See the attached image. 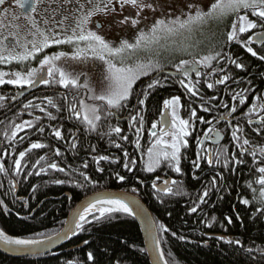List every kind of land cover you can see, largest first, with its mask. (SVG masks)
I'll list each match as a JSON object with an SVG mask.
<instances>
[{"label": "snow or ice", "instance_id": "obj_1", "mask_svg": "<svg viewBox=\"0 0 264 264\" xmlns=\"http://www.w3.org/2000/svg\"><path fill=\"white\" fill-rule=\"evenodd\" d=\"M149 20L151 23H147ZM221 24L224 25L222 45H214L203 55L188 51L190 48L198 47L205 39L209 42L215 41L220 35ZM106 33L112 38H106ZM121 33H128V36L121 35ZM162 40L172 41L171 46L174 50L186 52L192 57L190 60L180 59L179 63L173 65L176 73L184 77L183 79L177 78V82L185 89L186 94L193 97L200 96L201 100H204L200 94V81L193 82L189 79L192 73L198 77L204 75L201 69H212L207 73L209 78L216 76L217 72L221 73L211 82L206 79L208 89H214L216 85L230 87L229 81L241 86L240 91L227 93L231 96V104L223 103L224 108L230 109L231 113H236L238 106L248 103L246 94L254 93L255 89L244 77L237 79L229 68L225 67V63L240 72L248 70L242 58L230 50V46H239L251 57L264 61V0H187L186 3H177L176 0H0V64L11 65L15 62L21 65L29 61L39 64L38 68L29 67L23 71H0V88L12 85L16 89L23 90L44 84L53 87L60 86L71 92L72 89L79 90L82 87L90 94L89 99L99 102L86 103L76 96L69 99L67 92L58 93L59 101L67 102V120L71 122L74 119L78 122L74 123L72 128H66L64 125L53 126L50 123L45 126L40 122V117H37L35 121L25 120L22 123L13 121L12 131L3 133L9 145L15 144L17 135L26 129L32 130L36 139L31 140L29 137L30 146L18 152L19 159H13L11 169L7 166L8 150H0V156L4 157L0 159V174L8 177L11 171L16 177L26 176L27 174L22 172V169L29 166L31 159L29 154L33 150L49 149L51 141L43 142L48 137L62 142L66 146V152H71L73 156L78 155V150L95 153L96 146L89 142L88 147L85 148V141L82 139L93 133L100 138L107 137L110 145L123 152L122 161L114 156L93 155L95 171L101 173L105 171V168L100 166L104 161L122 163L125 172H133L136 169V161L130 158L129 152L124 150L122 144L118 142L129 141L128 135L124 134L125 129L120 126V117L125 110L128 111V126L129 128L135 126V143L139 148V133L143 128V113L146 111L148 98L153 90L165 86L161 77L153 76L146 86L141 85L139 92L136 91L137 82L142 76H148L152 72L163 74L165 67L158 59L140 54L151 53L152 47L160 44ZM257 42L262 45L260 49L253 47ZM56 48L60 50H53L51 54L46 51ZM41 53L43 55L37 60ZM90 61H98L104 66L97 86L83 83L80 79L82 73L72 67V64H88ZM173 75V73L163 75V80L167 81ZM245 84L247 87H242ZM7 99V96L0 95V102ZM12 99H15V96ZM219 99V96L213 93L201 105V110L208 113L212 108L219 107V104L212 103ZM256 99L264 101V95H258ZM44 100L47 102L46 107L29 100L23 108L38 109L41 113H46L49 121L58 120V116L54 115L49 108L55 109L56 113H61L65 105L53 96H45ZM129 105L132 107L130 108ZM184 107L179 95L163 101V108L171 110L173 130L165 133L170 136V140L160 137L156 140V144L148 150L146 171L153 172L157 166L163 164L181 176L184 174L181 162L182 149L188 147L186 137L191 136L195 131L197 122L212 123L203 116H198L197 109L192 107L187 109L188 119L182 118L178 109ZM253 113L259 117L258 120L251 118ZM244 115L247 127H242L239 121L235 125H232L230 120L228 121L231 127L229 143L234 144L238 151L230 152L229 145H225L209 153L207 157L197 153V159L191 161L192 168L200 171L204 170L201 168V162L204 161L212 173L209 187L198 194V199L193 201L189 209L191 213L198 211L203 213L200 205L208 204L210 192L212 190L217 193L221 191L226 183L225 171L229 174H236L238 168L247 165L250 173L255 176V179L246 184V187L252 191L253 198L249 200L238 194L236 200L245 206H252L254 202L255 213L264 219V143H259V141H264V106L253 105ZM111 118H116L115 125L111 123ZM156 127V124L152 125V128ZM208 132H213V129L209 128ZM214 135L220 137L221 133L216 130ZM250 135L259 138V141L254 142L249 138ZM20 140H25V137L20 136ZM160 145L163 147H159ZM66 152H62L59 146L55 147L52 150L53 159L37 152L38 158L32 162V169L36 175L46 174L49 169L66 175L77 173L78 170L75 168L66 172V167H62L61 163L54 159L61 158L62 162L63 158H66ZM16 154L14 150L12 155ZM246 156H251L252 161H247ZM81 167L87 169L88 162L85 160ZM78 175L83 177L85 182L92 183L91 178L83 171H79ZM115 177L122 183L128 179L125 174L119 172L115 173ZM193 178L199 179V176L194 175ZM67 182L69 181L63 179L54 180L56 184ZM18 183V180H9L8 191L15 189ZM168 183V180L164 181L165 185ZM171 184L179 186L176 180L171 181ZM254 185H259V188ZM152 187L157 186L153 184ZM36 190L32 188L33 193ZM165 190L170 195H187V193H176L171 187ZM132 191L135 192L136 189L133 188ZM218 199L223 200V196H218ZM0 205H3L4 210L7 211V206L2 200H0ZM93 209H96L95 213ZM232 211L242 224L241 215L236 212L235 205ZM115 213H125L129 216L142 215V211L133 208L126 197L100 194L90 200L83 213L77 214L76 228L84 231L85 224L91 223L92 220L111 222L116 218ZM88 214L92 216V220H89ZM216 219L212 217V222ZM225 220L228 224L233 222L230 215L225 216ZM144 222L145 229L154 245L158 244L156 238L161 231L165 233L170 231L163 223L157 224L155 220L147 216H144ZM207 227H212V223H209ZM69 231L73 230L69 229ZM172 235L176 233L173 232ZM178 239L184 240L185 237L179 236ZM221 239L224 238L221 237ZM52 240L53 238L50 237L49 241ZM0 242L6 246H14L16 250L29 252L45 243L44 240L35 238H14L3 230H0ZM225 242L230 246L238 245L244 248L254 264H264V247L245 248L242 240L238 238L228 239ZM84 243L88 244L89 241L85 240ZM87 260H95L92 252L87 253ZM65 264H80V262L68 260Z\"/></svg>", "mask_w": 264, "mask_h": 264}, {"label": "trees", "instance_id": "obj_2", "mask_svg": "<svg viewBox=\"0 0 264 264\" xmlns=\"http://www.w3.org/2000/svg\"><path fill=\"white\" fill-rule=\"evenodd\" d=\"M218 38L219 40L217 39L211 43H218V45L221 44V41L223 43V36L219 35ZM250 61L245 62L248 67L245 75H248L249 71L250 78L248 80L253 83L252 87L255 92H264V61L251 58ZM165 93L166 91L159 93L152 91L147 101L152 114L159 110L160 101L165 97ZM67 116L65 112L58 115V121L66 128H72L75 120L73 119L70 122L67 120ZM21 118L14 112L6 117V122L9 123V127H12V122L19 123L17 119L22 120ZM121 118L124 117L121 115ZM3 122L4 118H0V125ZM111 123L115 125L116 119L111 118ZM128 125L123 123V121L120 123L121 127L124 126V134L129 137V141H124L125 144H122V147L129 152L130 158L133 159L137 153L135 148L136 136L134 132H130ZM132 129H135V126ZM20 136H24L25 140L21 141ZM29 137H31V140L36 139L33 131L20 132L16 137L17 142L9 145L6 140L4 148H2L3 143L1 141L0 149H7L9 152L7 158L11 161L7 162L9 169H11L13 159H19L18 152L24 150L27 144L30 143ZM106 138H100L93 133L82 139L85 141V148L88 147L90 142L91 145L96 146L97 151L101 152L102 155L104 145L99 140ZM139 144L146 160L148 150L151 147L148 146L147 142L142 141L140 136ZM60 145L55 140L51 141V147L45 149V151L48 155H51L52 150ZM106 149L110 151L111 155L115 153L112 156L119 158L121 161L123 160L122 150H116L111 145H108ZM14 150L17 153L15 156L12 155ZM66 154L69 155L71 152H66ZM32 155L33 153L29 154L30 157ZM55 160L66 166L67 171L70 172L72 160L68 156L63 158L62 162L61 158H56ZM109 165H113L117 169L113 171L105 170L102 175H98L99 180L97 182L99 186L97 189L106 187L120 188L116 185L117 180L113 178L116 172H122L119 169L122 163H110ZM28 167L32 168L30 161ZM27 168L22 169V172H27L26 176L16 177L15 175H9L4 177L0 175V200L8 207L7 211H5L3 205H0V229L14 238L47 239L57 235L63 229L73 208L70 209V204L67 198L64 197V189L56 187V183H54V180L60 179L55 170H53L52 175L43 176L33 175ZM9 180L19 181L17 185L19 188L18 193L16 189L8 191L10 187ZM150 180L148 177L144 178V183L147 185L140 197L154 214L157 224L163 223L165 227L170 229L167 233L161 231L159 234L162 250L168 264H254L245 249L240 248L238 245L230 246L226 242H221L217 244L211 243L209 247L206 246V234L213 230L223 232L227 225H223V227H217L216 225L212 227L205 226L208 224H203V213L200 211L191 213L189 205H184L186 204L184 202L170 200L169 197H156L159 195L152 187ZM66 181H69L68 183L73 182L71 178H67ZM191 185L195 186V183ZM227 187L233 188V191H239L241 182L233 180V182H228ZM32 188L37 189L35 193L32 192ZM195 192L196 189L193 190V193ZM77 197L75 193L74 198ZM235 202V193L226 195L223 201L218 200L217 204L214 202V210L208 211L206 215L209 218L217 216L224 223L226 222L225 216H232L233 225L228 227L229 235L235 236V239L242 240L245 248L264 247L263 220L255 213V218H253V215L250 216L249 211L243 209L238 201L237 206L243 221L241 224V221L236 219L235 213L232 211L233 205L236 206ZM114 215L116 218L111 222H96L92 220L91 216L89 220H92V222L85 224V230L81 231L78 228L77 234L69 239L66 245L57 253L27 258H12L0 253V264H65L68 260L79 261L80 264H150L138 223L132 216L125 213H115ZM173 232L176 235H172ZM179 236H183L185 239H178ZM85 240L89 241V243L85 244ZM82 245L84 247L79 248ZM74 248L77 249L71 250ZM88 252L93 253L94 261L87 260Z\"/></svg>", "mask_w": 264, "mask_h": 264}, {"label": "flooded vegetation", "instance_id": "obj_3", "mask_svg": "<svg viewBox=\"0 0 264 264\" xmlns=\"http://www.w3.org/2000/svg\"><path fill=\"white\" fill-rule=\"evenodd\" d=\"M222 33H223V29L220 32V36H223ZM217 39L219 40V38H217ZM222 44H223L222 41H221V44H219V45H218V43H215V44L210 43V44H205L203 46V43H202L198 53L200 55H203L204 53L208 52L210 50V48L213 47L214 45L220 46ZM253 47L255 49H260L262 47V45H260L257 42L256 44L253 45ZM53 50L58 51L60 49L59 48L48 49L46 51L49 54H51V52ZM230 50L234 54H238L242 58V61L244 63L246 61L251 62L250 58L256 59L254 57H251L250 54L246 53L245 50H243L239 46H230ZM194 54H196V53H194ZM42 55H43V53L38 55L37 60H39L40 56H42ZM178 55H180V56H174L173 58H171V56L168 58H166L164 56H160L158 60L160 61V63L162 65L165 66L163 74L158 73V72H152L148 76H142L140 78V80L137 82V87H136L137 90L136 91L139 92L141 85L146 86V83L150 79H152L153 76L161 77L162 83L165 84L164 87H159V88L153 90L154 92H157V93L162 92V91H166L165 97L162 98L160 101L159 110H157L155 114H152L150 112V106L147 104L146 105V111L143 113V115H144L143 128H142L141 132L139 133V136L141 137V140L147 142L148 146H150L151 148L156 144V140L160 137H162L164 140H170V136L165 135V133L173 130L172 129L171 110L170 109L165 110L163 108V101L166 99H170L174 95H179L181 97V104L185 106L184 108L178 109V113L182 118L188 119L187 109H188V107H192V108L197 109L198 116H203L206 120L212 121L211 124H200L199 122H197L195 131L192 132L191 136L186 137V139L188 140V147L186 149H182V157L183 158H182V162H181V168H182V171L184 174L181 176L163 164L157 166L153 172L146 171L145 166H146V161L148 160V155H147V158L145 160L141 147L137 148L135 146V148L137 149V153L135 155V158H133V160L136 161V169L133 172H125V170L123 169L122 166L119 168L122 171L120 174H125L128 177V179H126V181H124L122 183L119 180H117L116 177H114L113 179L117 180L116 185L119 186L120 188L106 187L103 189H97V187L99 186V184L97 182L99 180V178L97 176L102 175L103 172L101 173V172H97L94 170L96 165L92 161V156L93 155H101V152H98L97 149H96L95 153H93L91 151L87 153L84 150H78V155H76V156H73L72 153L69 155L66 154V157L68 156V158H70L72 160V168H75L78 170L77 173H71V175H66L65 173H59V172L55 171L57 176L60 179L66 180L67 178L68 179L71 178L73 180V182H70V183L67 182L64 184H56V187H60L61 189H64V197L67 198V200L70 204L69 205L70 209H72V208L74 209L78 204H80L86 198H88L92 195H95L97 193L106 192V191H115V192L121 191V192L133 193L141 199L140 196H142V193L144 192L145 187L147 185L146 183H144L145 177H148V179H151L150 183L152 185L156 184L157 187L154 189L159 195L156 197H169L170 200H176L178 202L186 203L184 205H189V208H190L192 206L193 201H196L198 199V194L202 193L203 190H205L206 188L209 187V182L212 179V173H210L208 166L205 164L204 161L201 162V168L204 169L203 171H200L199 169H193L192 168L191 161L193 159H197V153L207 157V155L209 153H213L225 145H229V151L230 152L238 151L237 147L234 144L229 143L230 142L231 127L229 126L228 121L230 120L232 125H235L237 123V121H239V123L242 127H247L245 125L246 117H245L244 113L249 108H251L253 105L264 106V101H259L256 99V96L264 95V92L262 91V92L247 93L246 95H247L248 103H246L243 106H238V111L236 113H231L230 109L223 107V103L231 104V96L228 95L227 93H231L233 91L238 92V91H240L241 86L233 84L231 81H229V85H231L230 87H228L226 85H216V87L214 89H208L207 84L205 82L206 79L208 80V82H211V80L218 78V76L221 75V73L217 72L216 76L209 78V77H207V73L211 72L212 69H201V71H202V73H204V75H201L198 77V76H196L195 73H192L190 75L189 79H191L193 82H195L196 80L200 81V85H201L200 86V94L204 97V100H201L200 96H194V97L190 96V95L186 94L185 89L182 88L181 85L177 82V78L183 79L184 77H181V76H179V73H176V69L173 65L179 63L180 59H189L190 60L192 57L190 55H188L187 53H179ZM197 59H199V55H197ZM29 67L38 68L39 64L35 61H29L26 64H21V65H17L15 62H13L11 65L0 64V71H17V70L23 71ZM225 67H228L229 70L232 72L233 75L236 76L237 79H240V77L242 76V77H244V79L246 81H249L248 80L250 78L249 71H248V75H245L246 72H240V70L234 69L233 66L228 65L227 63H225ZM168 73H173L174 75L171 79L164 81L163 75H166ZM252 84L253 83H251V85ZM242 87L246 88L247 84L242 85ZM66 92L69 95V99L72 96H76L78 99L83 100L84 94H85V90L82 87L79 90L72 89L71 92H69L68 90H66L60 86L53 87V86H48V85H44V84L37 85L35 88H32L30 91L28 88H25L23 90L16 89L12 85H5L2 88H0V95H5L8 97V99L6 101L0 102V118H4V122L1 123V125H0V143L2 141V143H3L2 148H4V146H5L4 142L6 141L3 133L6 131L7 132L12 131V127L11 126L9 127V123L6 122V117L8 115L14 113V112L17 115H19L20 117H22L21 118L22 120L17 119L19 121V123H22L25 120L35 121L37 117H40L41 118L40 122L42 124H44L45 126H47V124H49V123L52 124L53 126L61 125L58 120L49 121L46 113H41L38 109H32V108L24 109L23 105L25 103H28L29 100H32V101H34L35 104L41 105L42 107H46L47 102H46V100H44L45 96H53L54 99L59 101V96L57 94L58 93L64 94ZM213 93H215L217 96H219L220 99H219V101H212V103L213 104H219V107L212 108V110L210 112L205 113L201 110V105L204 103V101L208 100L213 95ZM13 96H15V99H12ZM59 102L65 105L64 111H62L61 113H56L55 109L49 108V110L52 111V113L54 115H57V116L64 113V112H65V115H68V111L66 108L67 102L66 101H59ZM97 103H99V102H97ZM205 106H210V105H205ZM129 107L131 108L132 105H129ZM29 113H31V115H29ZM133 114H135V113H133ZM165 115H167V117H166L167 123L164 126L162 124V118ZM122 116L124 118L120 117V123L123 121V123L129 124V120L127 119V117H128V111L127 110H125V112L122 114ZM220 117H224V119H220ZM251 118L253 120L259 119V117L256 116L255 113L252 114ZM76 122L77 121H75V123ZM153 124H156L157 127L152 128ZM8 127H9V130H8ZM122 127L124 128V126H122ZM209 128H212L213 132H208ZM216 130L220 131V133H221L220 137H217L214 135V132ZM25 131H32V130L26 129ZM73 131H75V129H73ZM130 132L135 133V129L130 128ZM46 133H47V127H46ZM153 133H156V135H153ZM249 138L253 139L254 142L259 141V138L254 137V135H250ZM100 140H103V139H100ZM100 140H99V142L104 145L103 146L104 150L102 149V151H103L102 155H109V156L114 155L115 153H112V155H111L110 151L108 149H106L108 147V145L110 146L108 138L104 139L103 141H100ZM48 141H54V139L51 137H48V139L44 140L43 142H48ZM118 142L121 144H125L124 141H118ZM56 143L61 144L59 147H61L62 152H66V146L63 145L62 142L56 141ZM259 143H264V141H259ZM28 146H30V143L27 144L26 147H28ZM111 146L114 149H116L113 145H111ZM159 147H163V145H160ZM119 150H121V149H119ZM37 152H39L40 155H46L50 159H53L52 154L48 155L45 150H33V152H32L33 155L30 157L31 159L29 160L31 163L34 162L38 158L36 156ZM111 152H112V149H111ZM0 159H4V157L0 156ZM54 159H56V158H54ZM245 159L249 162L252 161L251 156H246ZM85 160L89 164V167L87 169H84L81 167L82 163ZM7 162H11V161L9 159H7ZM69 162H71V161H69ZM109 164L110 163H108V162L102 161L100 166L104 167L105 170L113 171V170L117 169V168L113 167V165L110 166ZM61 166L66 167L64 165H61ZM28 169H29V172H31L33 175L35 174V172L32 168L28 167L27 170ZM70 170H71V168H70ZM79 171H83L86 175H88L91 178L92 183L85 182L83 180V177L78 175ZM66 172H68L67 168H66ZM24 173H27V172H24ZM52 174H53V170L49 169L46 174L41 173L40 175L45 176V175H52ZM0 175H2V174H0ZM9 175H15V174L10 172ZM194 175L199 176V179H194L193 178ZM224 176H225L226 183H225V186L221 189V191L219 193H217L215 190H212L210 192V196L208 198V204L207 205H200V208L203 209V224L212 223V226L216 225L217 227H220L221 225H227V228L223 232L213 230L212 232L206 234L205 245L208 247L210 246L211 243H216V244L221 243V242L223 243L228 239L234 240L236 238L235 236L229 235V233H228V227H232L233 222H232V224H228L227 221L224 223V222L220 221L219 217H217V216H215L217 218L216 221L212 222V217L209 218L206 215V213L208 211L214 210L215 207L213 204H214V202H216V204H217V202L219 200L218 196H223V200H224V197L226 195H231L232 193L233 194L235 193V198L238 194L242 198H247L249 200H252V198H253V193L250 189H248L246 187V184L248 182H251L253 179H255V176L252 173H250L249 167L247 165H244V166H241V168H238L236 174H229L227 171H225ZM157 177L159 179H157ZM165 180L169 181L168 187L173 188L174 192H176V193H187V195H183V194L170 195L165 189L163 190V192H161L159 190V187L165 185L164 184ZM173 180H176L178 182L179 186L171 184V181H173ZM233 180H236V181L239 180V182H241V187H240L239 191L238 190L233 191V188L227 187L228 182H233ZM192 183H195V186H192L191 185ZM78 185H80V186H78ZM51 186H53V185H51ZM254 187L259 188V185H254ZM133 188L136 189L135 192L132 191ZM15 189H16V192L18 193V191H19L18 186ZM194 189H196L195 193H193ZM75 193L78 196L77 198H74ZM141 200L143 201V199H141ZM223 200H220V201H223ZM235 203H236V206H235L236 212H240V210L238 209V206H237L239 202L236 200ZM211 205H212V207H211ZM240 206L243 207V209L248 210L250 216L253 215L255 217V215H254V213H255L254 202H253L252 206H245V205H242L241 203H240ZM7 209H8V207H7ZM153 216H154V214H153ZM154 219L156 221L155 216H154ZM262 220L264 223V219H262ZM205 226H207V225H205ZM221 237H223L224 239H221Z\"/></svg>", "mask_w": 264, "mask_h": 264}, {"label": "water", "instance_id": "obj_4", "mask_svg": "<svg viewBox=\"0 0 264 264\" xmlns=\"http://www.w3.org/2000/svg\"><path fill=\"white\" fill-rule=\"evenodd\" d=\"M259 43V42H258ZM40 85V84H38ZM31 89H29L30 91ZM167 115L163 116L162 118V124L165 126ZM167 185H163L159 187V190L163 192L164 189L168 188ZM100 194H110L112 196H123L126 197L130 205L137 209L138 211H142V215H133L132 217L137 221L140 231L143 237L145 250L149 259L150 264H168L163 250L162 246L160 244L159 235L157 236L158 244H153L152 238L149 236L148 232L145 229V222H144V216H147L153 220L154 216L148 206L135 194L133 193H127V192H115V191H106L97 193L95 195H92L88 198H86L84 201H82L80 204H78L75 209L72 210V212L69 214L66 223L63 227V229L55 236H53V240L49 241V239H43L45 241L44 244L39 245L37 249L29 252V251H20L16 250L14 246H6L2 242H0V253L12 257V258H27V257H39L44 256L48 254H52L57 252L60 248H62L64 245H66L67 241L74 237L77 232L78 228H76V223L78 222L77 214L83 213L85 206H87L90 202V200H93V198ZM69 229H72L73 231H69ZM67 233V234H65ZM84 247V245L80 246L79 248Z\"/></svg>", "mask_w": 264, "mask_h": 264}, {"label": "rangeland", "instance_id": "obj_5", "mask_svg": "<svg viewBox=\"0 0 264 264\" xmlns=\"http://www.w3.org/2000/svg\"><path fill=\"white\" fill-rule=\"evenodd\" d=\"M177 3L184 2L186 3L187 0H176ZM147 23H151V20H149ZM224 28V25H220V30ZM121 35L128 36V33H121ZM106 38L111 39V35L106 33ZM203 46L205 44H210L207 39L203 40ZM199 44L198 47L190 48L188 51L194 53H198L200 50L201 44ZM172 45V41L170 40H162L160 44L155 45L151 49V53H141V56H150L153 59H159L160 56H164L166 58L170 57L173 58L174 56H180L179 53H186L181 52L179 50H174ZM170 58V59H171ZM71 63V62H69ZM72 67L77 71L82 73L80 76V79L83 83H89L92 86H97L98 81L100 80L102 73H103V65L98 61H90L88 64H72ZM85 90L84 98L83 100L86 103H97L96 101H92L89 99L90 94L87 93V90ZM99 90V88H97Z\"/></svg>", "mask_w": 264, "mask_h": 264}, {"label": "bare ground", "instance_id": "obj_6", "mask_svg": "<svg viewBox=\"0 0 264 264\" xmlns=\"http://www.w3.org/2000/svg\"><path fill=\"white\" fill-rule=\"evenodd\" d=\"M71 212H72V211H71ZM93 212H96V209H93ZM89 215H90V214H88V216H89ZM135 221H136V220H135ZM136 222H137V221H136ZM139 228H140V227H139ZM51 238H52V237H51ZM47 239H49V238H47ZM64 246H65V245H64ZM64 246H63V247H64ZM63 247H62V248H63ZM62 248H60V249H62ZM60 249H59V250H60ZM75 249H77V248H74V249H71V250H75ZM59 250H58V251H59ZM58 251H57V252H58ZM57 252H55V253H57Z\"/></svg>", "mask_w": 264, "mask_h": 264}]
</instances>
